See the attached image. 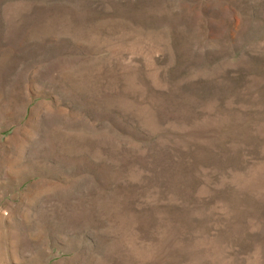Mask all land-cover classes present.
<instances>
[{
    "label": "rangeland",
    "instance_id": "rangeland-1",
    "mask_svg": "<svg viewBox=\"0 0 264 264\" xmlns=\"http://www.w3.org/2000/svg\"><path fill=\"white\" fill-rule=\"evenodd\" d=\"M0 264H264V0H0Z\"/></svg>",
    "mask_w": 264,
    "mask_h": 264
}]
</instances>
